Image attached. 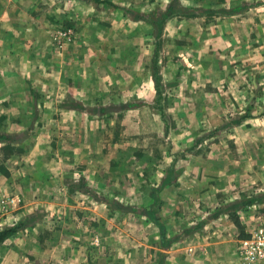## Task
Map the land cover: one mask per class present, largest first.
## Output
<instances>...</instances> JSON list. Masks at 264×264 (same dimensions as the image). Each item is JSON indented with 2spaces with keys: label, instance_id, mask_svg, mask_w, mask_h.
I'll use <instances>...</instances> for the list:
<instances>
[{
  "label": "rangeland",
  "instance_id": "obj_1",
  "mask_svg": "<svg viewBox=\"0 0 264 264\" xmlns=\"http://www.w3.org/2000/svg\"><path fill=\"white\" fill-rule=\"evenodd\" d=\"M107 1L0 0V264H242L264 0Z\"/></svg>",
  "mask_w": 264,
  "mask_h": 264
},
{
  "label": "built area",
  "instance_id": "obj_2",
  "mask_svg": "<svg viewBox=\"0 0 264 264\" xmlns=\"http://www.w3.org/2000/svg\"><path fill=\"white\" fill-rule=\"evenodd\" d=\"M0 198V209L8 202ZM237 254L242 264H264V222L238 240Z\"/></svg>",
  "mask_w": 264,
  "mask_h": 264
},
{
  "label": "trees",
  "instance_id": "obj_3",
  "mask_svg": "<svg viewBox=\"0 0 264 264\" xmlns=\"http://www.w3.org/2000/svg\"><path fill=\"white\" fill-rule=\"evenodd\" d=\"M96 2H103V3H109V1L107 0H94ZM241 7H238V9H240ZM174 10L172 9V6H169L164 12H162V15L164 18H167L169 16L170 13H172ZM137 103H128L126 106H134ZM9 135L6 134H1L0 135V139H4V140H8L9 139ZM254 200H259V197H253L251 199H247L246 201H235L233 203H231L230 205H228L227 207H225V209L223 210H230V209H236L241 207L242 203H244V205H250ZM118 204V203H117ZM119 209L121 210H130V211H134L135 209L132 207H126L123 206L121 204H118L117 206ZM25 225V223L23 221L17 223L16 225H13L11 227H7L3 230L0 231V243L10 234L14 233L15 231H17V229L22 228ZM158 226L160 227V235H161V245L162 247L166 248L168 246V242L165 239V231L163 228V225L158 223Z\"/></svg>",
  "mask_w": 264,
  "mask_h": 264
}]
</instances>
